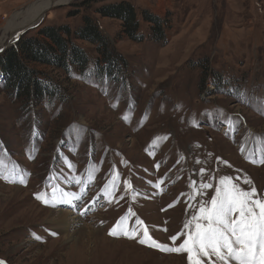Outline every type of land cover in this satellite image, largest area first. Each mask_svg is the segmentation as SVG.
Returning <instances> with one entry per match:
<instances>
[{"label": "rangeland", "instance_id": "rangeland-1", "mask_svg": "<svg viewBox=\"0 0 264 264\" xmlns=\"http://www.w3.org/2000/svg\"><path fill=\"white\" fill-rule=\"evenodd\" d=\"M36 1L0 0V40L11 17ZM83 1L51 8L26 36L45 27L75 30L90 16L118 57L112 77L96 72L95 49L79 43L90 75L35 67L66 90L60 102L38 106L14 97L0 67V260L188 264L187 253L140 244L136 221L173 247L194 230L185 223L220 179L264 198V0H87L92 9L73 17ZM123 2L136 11L142 40L97 13ZM143 13L164 22L161 37ZM67 192L81 197L72 216L84 219L69 231L54 221ZM121 218L139 230L135 239L109 234ZM82 228L93 237L80 235Z\"/></svg>", "mask_w": 264, "mask_h": 264}, {"label": "trees", "instance_id": "trees-1", "mask_svg": "<svg viewBox=\"0 0 264 264\" xmlns=\"http://www.w3.org/2000/svg\"><path fill=\"white\" fill-rule=\"evenodd\" d=\"M92 2L87 0L78 5V13L81 10L92 9ZM97 13L102 18H113L122 23V32L132 41L142 40L139 34L140 22L137 20L136 11L127 2L112 6L101 7ZM144 22L151 25L154 37H161L163 26L160 19L147 13H143ZM82 26L73 30L69 26L45 27L38 30L36 35L25 33L16 45L6 49L0 59V67L3 69L9 90H13L15 98L24 103H35L40 106L46 102L63 100L65 97L64 87L60 83L50 80L43 72L38 74L35 67H48L61 71L69 77H84L90 75L88 65L91 62L88 53L81 43L92 46L97 54L96 72L102 76L112 77L116 72L115 63L119 60L114 55V49L107 37H105L99 25L90 17H83ZM167 24V23H166ZM31 31V30H30ZM140 35V36H139ZM80 43V44H79ZM108 63L106 68H100V62ZM204 73H209L205 66ZM112 70V71H111ZM90 77V76H89ZM88 77V78H89ZM87 79V78H86Z\"/></svg>", "mask_w": 264, "mask_h": 264}, {"label": "snow or ice", "instance_id": "snow-or-ice-1", "mask_svg": "<svg viewBox=\"0 0 264 264\" xmlns=\"http://www.w3.org/2000/svg\"><path fill=\"white\" fill-rule=\"evenodd\" d=\"M260 162L264 163V159ZM20 183L24 181L20 180ZM75 183L80 184L81 181L75 179ZM211 187L209 183L201 185L203 189ZM67 196L80 199L74 193H61V200ZM55 197L53 191L52 198ZM35 198L49 203L46 194L37 193ZM125 219L121 218L109 234L135 239L139 230L130 229L123 223ZM136 223L141 226L143 233L138 241L140 244L167 252L187 253L188 264H205L204 258H207L208 264H264V198L258 197L254 187L242 190L230 178L220 179L215 195L210 201L201 202L199 215H194L184 225L185 229H189L194 224V230L185 233L187 238L178 246L169 247L159 243L143 227V221L138 220ZM170 239L175 243L178 237L173 235ZM212 257H215V261ZM0 264L6 262L0 260Z\"/></svg>", "mask_w": 264, "mask_h": 264}, {"label": "bare ground", "instance_id": "bare-ground-1", "mask_svg": "<svg viewBox=\"0 0 264 264\" xmlns=\"http://www.w3.org/2000/svg\"><path fill=\"white\" fill-rule=\"evenodd\" d=\"M73 0H37L34 4L26 7L25 9L16 12L8 22L6 29L0 40V51H2L7 45L13 44L17 38L29 27L38 26L44 20V15L46 14L47 10L50 8L57 7L61 4H68ZM48 17V16H46ZM247 146V145H246ZM73 193V192H67ZM80 197V196H79ZM81 199V197H80ZM80 199H74L70 196L64 197L63 200H60V204L62 208L56 213V217L54 218L57 223H61L59 230H67L69 231L73 225V220H77V226L83 223L81 216L75 215L72 216L74 206L76 205L77 201ZM68 201H71L70 203ZM70 209V210H69ZM51 213L53 211L50 210ZM50 213V214H51ZM83 216V215H82ZM82 228L78 231L80 235H87ZM93 232H89L88 237H93Z\"/></svg>", "mask_w": 264, "mask_h": 264}, {"label": "water", "instance_id": "water-1", "mask_svg": "<svg viewBox=\"0 0 264 264\" xmlns=\"http://www.w3.org/2000/svg\"><path fill=\"white\" fill-rule=\"evenodd\" d=\"M50 10H51V8L48 9L47 12L50 11ZM47 12H46V14H47ZM46 14L44 15V19L46 18ZM37 27H38V26H37ZM37 27H36V26L29 27L27 30H25V31H24V32H23V33L17 38V40H16L13 44L9 45V47L16 45V42H18V40L21 38L22 35H24L26 32H29L30 30L35 29V28H37ZM7 48H8V47H7ZM5 50H6V47H5L2 51H0V53L4 52Z\"/></svg>", "mask_w": 264, "mask_h": 264}]
</instances>
